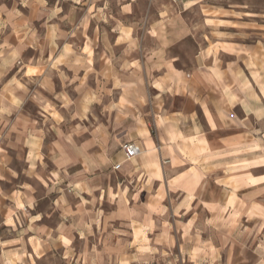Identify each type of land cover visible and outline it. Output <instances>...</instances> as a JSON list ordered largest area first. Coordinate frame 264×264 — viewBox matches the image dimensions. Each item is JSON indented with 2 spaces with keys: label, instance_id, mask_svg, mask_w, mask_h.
<instances>
[{
  "label": "crops",
  "instance_id": "obj_1",
  "mask_svg": "<svg viewBox=\"0 0 264 264\" xmlns=\"http://www.w3.org/2000/svg\"><path fill=\"white\" fill-rule=\"evenodd\" d=\"M120 4L130 13L131 1ZM154 9L169 11L151 0ZM242 12L241 22L257 21ZM147 23L159 30L166 22ZM120 43L135 46L140 69L111 86L118 94L106 106L108 127L101 120L87 142L58 146L57 171L43 177L30 168L38 166L30 149L27 171L43 193L20 183L12 223L7 208L1 215L7 231H19L8 235L16 238L8 253L27 249L32 260L0 264H39L40 252H71L72 238L87 254L80 264H264V55L228 51L220 60L208 46L187 70L168 58L161 38ZM130 141L141 153L124 161Z\"/></svg>",
  "mask_w": 264,
  "mask_h": 264
},
{
  "label": "rangeland",
  "instance_id": "obj_2",
  "mask_svg": "<svg viewBox=\"0 0 264 264\" xmlns=\"http://www.w3.org/2000/svg\"><path fill=\"white\" fill-rule=\"evenodd\" d=\"M129 1L130 13L121 0H0V262L32 260L25 248L23 254L8 253L7 245L16 240L8 235L19 231H7L1 215V207L7 208L6 222L12 223L15 210L10 208H15L20 183L43 193L27 171L30 149L38 155V166L30 168L43 177L51 174L59 145L87 142L101 120L108 127L111 109L106 106L118 94L111 86L120 89L130 68L140 69V60L133 65L139 56L135 46L121 44L123 38H161L168 58L187 70L197 49L208 46L220 60L228 51L264 55V0H154L169 7L163 14L148 11L151 0ZM242 11L255 13L257 21L241 22ZM156 18L166 22L159 30L147 23ZM228 39L236 43L231 49L224 44ZM241 41L247 43L240 46ZM100 157L107 164L104 154ZM41 206L48 209L46 202ZM21 208L24 220L29 214ZM20 240L26 245L25 238ZM71 241V252H40L36 262H85L82 240Z\"/></svg>",
  "mask_w": 264,
  "mask_h": 264
},
{
  "label": "built area",
  "instance_id": "obj_3",
  "mask_svg": "<svg viewBox=\"0 0 264 264\" xmlns=\"http://www.w3.org/2000/svg\"><path fill=\"white\" fill-rule=\"evenodd\" d=\"M121 153H122L123 160L127 161V160L133 159L136 156H138L141 153V148L137 143L130 141L122 145ZM120 166H121V163L119 162L115 163L113 165V169L118 170Z\"/></svg>",
  "mask_w": 264,
  "mask_h": 264
}]
</instances>
